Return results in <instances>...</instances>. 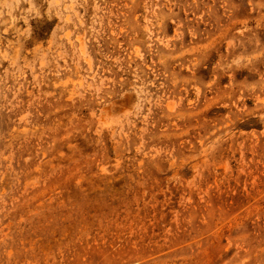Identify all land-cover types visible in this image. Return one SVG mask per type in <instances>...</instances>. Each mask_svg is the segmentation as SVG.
Returning <instances> with one entry per match:
<instances>
[{
    "label": "rangeland",
    "instance_id": "374dc122",
    "mask_svg": "<svg viewBox=\"0 0 264 264\" xmlns=\"http://www.w3.org/2000/svg\"><path fill=\"white\" fill-rule=\"evenodd\" d=\"M0 264H264V0H0Z\"/></svg>",
    "mask_w": 264,
    "mask_h": 264
}]
</instances>
